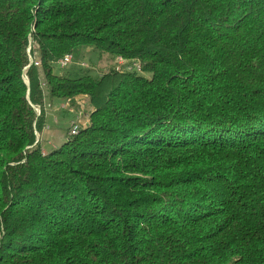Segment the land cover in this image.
Here are the masks:
<instances>
[{
    "label": "trees",
    "instance_id": "obj_1",
    "mask_svg": "<svg viewBox=\"0 0 264 264\" xmlns=\"http://www.w3.org/2000/svg\"><path fill=\"white\" fill-rule=\"evenodd\" d=\"M0 264H264V0H0Z\"/></svg>",
    "mask_w": 264,
    "mask_h": 264
},
{
    "label": "rangeland",
    "instance_id": "obj_2",
    "mask_svg": "<svg viewBox=\"0 0 264 264\" xmlns=\"http://www.w3.org/2000/svg\"><path fill=\"white\" fill-rule=\"evenodd\" d=\"M27 53L29 55V46L27 47ZM71 63L72 61L66 65H70ZM76 63L79 67L88 70L92 76H98L109 68L116 67L115 60L108 57V55H99L86 46L79 48L76 54ZM34 65L39 66L38 62H34ZM75 103L74 105H69L67 101L62 103L61 101H54L48 104V101H45L46 124L42 132L37 134V136L43 139L46 145L59 143L63 138V133L70 126V131L72 130L73 124L81 125L87 122L90 110L87 98L85 96H78ZM35 110L39 113L38 109L35 108Z\"/></svg>",
    "mask_w": 264,
    "mask_h": 264
},
{
    "label": "built area",
    "instance_id": "obj_3",
    "mask_svg": "<svg viewBox=\"0 0 264 264\" xmlns=\"http://www.w3.org/2000/svg\"><path fill=\"white\" fill-rule=\"evenodd\" d=\"M72 61V55L71 54H65L61 59L57 61V66L59 68H63L66 64ZM124 63V59L121 57H118L116 59V69H118L122 64ZM37 65V63H35ZM136 68L139 69V65H136ZM73 128L71 130L72 133H75L77 130V124H73Z\"/></svg>",
    "mask_w": 264,
    "mask_h": 264
}]
</instances>
